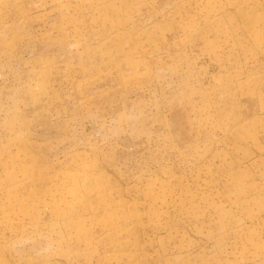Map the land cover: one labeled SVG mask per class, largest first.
Returning a JSON list of instances; mask_svg holds the SVG:
<instances>
[{
    "label": "rangeland",
    "instance_id": "rangeland-1",
    "mask_svg": "<svg viewBox=\"0 0 264 264\" xmlns=\"http://www.w3.org/2000/svg\"><path fill=\"white\" fill-rule=\"evenodd\" d=\"M0 264H264V0H0Z\"/></svg>",
    "mask_w": 264,
    "mask_h": 264
}]
</instances>
